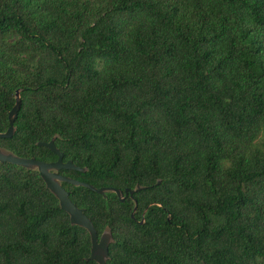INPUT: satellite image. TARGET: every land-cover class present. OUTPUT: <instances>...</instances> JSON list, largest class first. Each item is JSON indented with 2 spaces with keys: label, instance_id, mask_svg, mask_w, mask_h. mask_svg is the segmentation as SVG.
I'll return each instance as SVG.
<instances>
[{
  "label": "trees",
  "instance_id": "obj_1",
  "mask_svg": "<svg viewBox=\"0 0 264 264\" xmlns=\"http://www.w3.org/2000/svg\"><path fill=\"white\" fill-rule=\"evenodd\" d=\"M0 148L60 174L106 264H264V0H0ZM136 202V204H135ZM136 205L134 216L131 214ZM35 170L0 163V264H97Z\"/></svg>",
  "mask_w": 264,
  "mask_h": 264
},
{
  "label": "water",
  "instance_id": "obj_2",
  "mask_svg": "<svg viewBox=\"0 0 264 264\" xmlns=\"http://www.w3.org/2000/svg\"><path fill=\"white\" fill-rule=\"evenodd\" d=\"M20 104V90H17L15 105L8 114L9 127L4 133H0V138H11L14 134V122L20 109ZM37 146L49 149L54 155L57 156L56 161L46 163L34 158H21L14 155L10 151L0 148V163L13 164L28 170L37 171L45 183L47 189L58 199L60 207L69 215L71 224L82 227L89 233L91 240L90 260L96 262L97 264H106L108 259L109 245L113 243L110 229H105L101 236L98 237L91 221L84 214V210L76 207V205L70 201L69 193L64 190L62 183L86 187L87 189L101 195H104L106 192H111L114 193L120 201L123 200V195L125 197L130 196V198H132L133 194L142 188L136 186L134 190L127 189L124 193L114 188L96 189L91 185L84 184L69 177L63 176L60 174L61 170L84 172L85 169L75 166L71 161L64 162L63 154L56 148L53 139L46 143L39 142L37 143ZM135 210L136 205L131 214L132 217L134 216Z\"/></svg>",
  "mask_w": 264,
  "mask_h": 264
}]
</instances>
